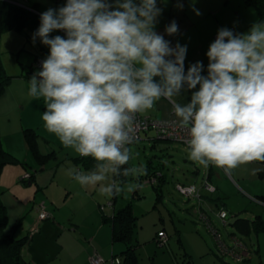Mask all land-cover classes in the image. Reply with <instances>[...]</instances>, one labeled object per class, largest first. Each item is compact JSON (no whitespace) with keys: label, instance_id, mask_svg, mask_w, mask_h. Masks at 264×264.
Listing matches in <instances>:
<instances>
[{"label":"clouds","instance_id":"9594fccd","mask_svg":"<svg viewBox=\"0 0 264 264\" xmlns=\"http://www.w3.org/2000/svg\"><path fill=\"white\" fill-rule=\"evenodd\" d=\"M161 12L157 0H116L115 8L109 0H66L41 14L33 35L50 52L28 94L43 98L49 133L96 161L94 171L70 169L69 175L83 187L99 184L103 195L122 191L114 181L106 183L111 177L145 174L142 167L123 168L132 158L126 145L137 114L161 98L187 130L189 159L198 166L231 174L242 164L264 162V23L246 34L219 29L206 53L205 76L200 61L185 72L187 45L172 47L154 30ZM54 30L66 38H50ZM165 31L174 35L178 25L172 21ZM197 85L190 102H176L185 86Z\"/></svg>","mask_w":264,"mask_h":264},{"label":"rangeland","instance_id":"374dc122","mask_svg":"<svg viewBox=\"0 0 264 264\" xmlns=\"http://www.w3.org/2000/svg\"><path fill=\"white\" fill-rule=\"evenodd\" d=\"M56 3L59 4L58 7ZM56 3L52 0H41V4L46 10L49 8L58 9L66 4L65 2ZM0 52L5 68L4 76L0 77V83L4 86L0 93V129L4 135L5 148L21 157L22 161L28 164L27 169H24L21 163L8 164L6 172L2 173L0 177V197L8 207L9 221L6 231L15 230L16 237H21L26 233L25 226L15 225L19 223L21 217H30L32 203L42 192L36 184L28 186L23 177L35 173L37 178L43 182L45 189L49 188L50 184L53 186L52 189L57 187V182H52L55 178H60L64 186L66 182L63 178L65 169L67 170L69 167L76 169V158L80 156L73 149L65 148L55 134L46 130L42 119L43 112L46 110L43 98L35 99L28 94L30 79L25 76V72L34 62L35 53H42L41 45L36 41L33 42L23 33L7 30L1 38ZM27 127L34 128L38 132L40 151L47 156L44 157L45 161L39 160L33 149L29 147L24 137V130ZM143 134L146 133L143 132ZM147 134H151V132ZM152 142L155 143L153 140ZM152 142L141 139L130 144L132 158L129 161L132 167H142L145 173L148 172L149 160L150 163L152 160L154 162L152 167L168 166V179L163 182L165 193L162 201H159L158 207H155L156 190L152 185L145 183L146 177L142 174L130 175L126 182L119 184L122 191L115 196L107 195L106 201L111 205L110 200L115 198L119 203L121 202V207L129 202L132 203L134 213L139 217L133 242L141 243L139 246L141 263L179 264L178 262L185 261L183 255L187 251L193 256L196 264H264V236H261L264 231L253 230L251 236L245 235V232L243 235L238 231L237 226L232 224L238 216L252 220L257 217V214L264 217V204L258 200L244 199L242 195L233 197V200L226 198L229 212L227 219L222 218L217 206H211L210 209L207 206L212 215V223L219 229L226 244L235 247L239 254L246 255L248 249L246 250L245 243H249L251 249L247 256L252 252V259L244 261L231 254L221 252L212 230L200 216L198 199L192 196L190 198L178 190L177 183L183 181L185 185L195 183L198 187L201 186V177L196 179L188 170L202 166L196 165L197 167H195L196 163L186 161L189 158V148L184 143L159 139L153 148ZM14 167H18L25 173L19 176L18 168ZM133 185L136 187L132 191H128V188ZM22 199H26V201L22 202ZM27 199L30 200V205L24 207L28 203ZM102 199L105 202L106 195H102ZM63 211H66L65 206L60 209V213ZM31 217H33V213ZM225 220L227 221L225 222ZM175 226L179 228L180 232L176 233ZM164 227L169 231L170 238L167 245L161 246L154 237H156L157 230ZM232 231L237 238L244 241V246L234 244ZM178 234L181 235V240ZM181 242H183V246L180 244ZM258 242L259 245L262 242L260 253L257 252ZM176 253H180L179 260Z\"/></svg>","mask_w":264,"mask_h":264},{"label":"crops","instance_id":"0c3cea01","mask_svg":"<svg viewBox=\"0 0 264 264\" xmlns=\"http://www.w3.org/2000/svg\"><path fill=\"white\" fill-rule=\"evenodd\" d=\"M30 1L33 3L39 2V9L44 12L47 11L42 6L41 0ZM52 1L54 3H66V0ZM109 2L113 5V8L116 7V0H109ZM135 2L139 3V0H135ZM178 4L182 5V8L177 7ZM56 5L58 7L59 4L56 3ZM157 6L162 9V12L157 18L154 30L158 34L163 35L166 40L170 41L172 47H174L177 42L182 46L187 45V53L184 61L185 72H187L188 67L191 64L200 61L204 65L202 75L205 76L207 75V65L209 63L206 53L210 44L214 42L219 29L227 28L232 30L235 34H246L254 23H259L257 8L246 4V0H157ZM194 9L198 10L200 15H196ZM172 21H175L178 25V32L169 36L166 33L165 28ZM52 35L53 37L59 35L66 38V33L63 30H54ZM198 89L199 85H197L196 89L192 90H188L185 86V88L182 89L181 94L174 97V99L181 105L187 104L190 102L192 92L197 91ZM142 114L155 118L175 117L172 105L163 98H161L152 109ZM0 133L5 148L3 139L4 135L1 129ZM147 133L143 134L139 139L134 140L132 143L141 139L152 142L151 136L154 135L152 134L153 132H151V134ZM129 146L130 144L128 147ZM152 147L154 148L153 142ZM38 149L40 151L39 144ZM10 153L16 158V164L21 163L24 169H27L28 164L23 162L21 157L16 156L11 151ZM93 161L95 162L91 157H89L87 164L81 161H76L75 170L84 173L94 171L95 165L92 164ZM186 161L194 163L189 158H187ZM149 163L150 160L148 162L149 168L147 170H153V160L150 164ZM88 164H90V166H88ZM128 164L130 166L126 168H131L132 164L130 161ZM196 165L197 164H195V167H197ZM7 166L8 164L4 166L2 173L6 172ZM14 168L17 169L18 167ZM70 169H72V167H69L67 170L65 169L63 173V178L66 180L64 186L62 185L63 183L60 178L52 180V182H57V187L54 189H52V184L49 186L50 189H45L43 182L37 178L35 173H32V176L25 180L27 181L28 186L36 184L42 190L39 197L35 198L32 203V210H30L29 214L30 217H21L17 224V226L20 224L24 225L25 232L30 234L27 250L28 258H30L32 264H92L91 258L96 253L111 259L114 255L120 252L121 243L114 241L113 226L109 219L122 208L120 204L121 202L119 203V201L114 198L113 200H110L112 202L111 205L107 204V195L104 202L102 199L103 194L99 191V184L94 188L91 186H81L72 175H69ZM158 169L163 170L164 173V180L161 182L162 189L164 190L163 182L168 179V166L163 165L162 167H158ZM18 171L19 176L25 173L19 168ZM188 171L193 177H196V179L201 177V186L198 187L195 183L189 184L196 185L197 187V193L192 197L198 199L199 213L201 217H207V215H205L206 213L212 217L209 212L211 206H217L218 208L221 204L227 206V200H233V197L239 195H242V198L244 199L249 198L251 200H258L264 204V201L257 197L258 195H264V162L254 161L242 164L233 169L231 174H225L222 168H217L211 164L207 168L202 166L200 168L189 169ZM210 171H212L211 178L209 177ZM129 177L130 175L124 182H126ZM148 178L149 177H146L145 183L153 186L152 183L148 182ZM140 180L142 181V178ZM110 181H114L118 186L119 184L124 183L116 180L115 176L111 177ZM110 181L106 183H109ZM206 181L217 187L212 195L205 188ZM179 183L185 184L184 181ZM179 183H177V185ZM179 192L181 191L179 190ZM164 193L165 192L162 191L160 194H157L155 207H158L159 201L164 197ZM189 197L191 198V196ZM226 198L228 199L226 200ZM0 200L6 207L8 224V207L1 197ZM27 200L28 203L24 207L30 205V200ZM24 201H26V199H22V202ZM43 205L49 214V217L46 219H41L39 217L41 206ZM63 206L66 207V211L60 213V209ZM119 207L121 208L117 211ZM32 213L33 217H31ZM133 214L135 215L134 210ZM135 217L138 216L135 215ZM137 226L138 222L136 221L133 235L136 232ZM175 228L176 233H178V231L180 232L177 226H175ZM158 230H165L169 234V231H167L165 227ZM249 236H251V234ZM261 236H264V233H262ZM154 238H157V234ZM180 244L183 246V242ZM258 246V253H260L262 242H260V245L258 242ZM248 251L246 253H248ZM251 254L252 252L249 254L250 257L247 258L248 261L252 259Z\"/></svg>","mask_w":264,"mask_h":264},{"label":"trees","instance_id":"16d2710c","mask_svg":"<svg viewBox=\"0 0 264 264\" xmlns=\"http://www.w3.org/2000/svg\"><path fill=\"white\" fill-rule=\"evenodd\" d=\"M31 2L32 1L30 0H0V42L3 33L7 30H15L17 32L23 33L29 39L33 40V35L40 26V16L44 11L39 9V2H35V3L33 2L31 3ZM246 4L255 6L257 8L258 22L264 23V0H246ZM50 38H53L52 33H50ZM35 41L41 45L42 53L40 52L35 53L36 56L34 62L30 65V69H28L25 72V76L29 79H31L34 73L41 70L39 61L40 59H46L50 52L49 47L43 45L40 42L39 38H36ZM4 73H5V68L1 60V52H0V77L4 76ZM3 87H4L3 84L0 83V93L3 91L4 89ZM24 132L27 143L29 147L33 149L35 156L39 160L44 161L45 160L44 157L47 156L41 154L38 149L39 134L36 131V129L27 127L25 128ZM1 138L2 135L0 133V176L5 165L16 162V158L13 156V154L10 153L9 150L4 148ZM151 140L155 142L153 144V146L155 147L156 142L159 140V138L154 134L151 136ZM88 160L89 157L80 156L79 158H76V161H81L84 162L85 164H87ZM90 164H88V166H90ZM92 164L96 165V161L95 162L93 161ZM128 166L130 165L126 164L123 166V168H126ZM123 168L121 169V171H123ZM148 168L149 165L147 166V169ZM153 168L155 169L153 170L149 169L147 173L143 174V176L149 178L156 177L157 183L153 184V186L156 188L157 194H160L163 191L161 182L164 180V173L161 169H158V167L157 168L153 167ZM211 172L212 171H210L209 174L210 178H211ZM127 177L123 175L115 176L116 180H118L119 182H124ZM209 184L215 188L214 191H209L210 194L212 195V193L216 191L217 187L214 184L211 183ZM257 197L260 200L264 201V195H258ZM224 211L227 213V217H228L229 212L227 206L225 204H221L219 207V214L221 215V213ZM205 215H207V217H201V218L209 225L210 229L216 230L217 232L220 233L219 229L212 223V219L210 215H208L207 213ZM137 219L138 217H135V215L133 214V207L131 202L123 206L118 212H116L109 219V221H111L113 226L114 241L121 243L120 252L114 255V257L115 256L121 257V264H142L141 256L139 252V246L141 245V243L133 242L134 225L136 224ZM17 224L15 226H17ZM232 224L233 225L235 224L237 226L238 231L241 234L245 232L244 233L245 235H250L253 232V230H255L256 232L264 231V217L261 214H257V217H255L254 220L248 218L245 219L241 216H238L235 219L234 223ZM6 226H7L6 207L0 200V264H32L30 258H28V250H27L29 246L30 234L25 233L21 237H16L14 230H12L11 232L6 231ZM160 231H165V230L157 231L158 233H157L156 241L161 246L167 245L169 239L166 243H162L159 238ZM231 235H233V237H236V235L233 234V231ZM216 239L218 240V244L221 252H223V249L220 246V242L223 241L225 244L226 242L223 240L222 234L220 239H218L217 236ZM239 240L244 242L242 239ZM245 244L248 250L251 249L250 247L251 245H249V243H245ZM257 252H259V249H257ZM184 253L185 254L183 255L184 256L183 258L185 261L178 262L179 264H196V261L189 252L185 251ZM179 254L176 253V257L178 260H179ZM241 256L243 257L242 259L244 261L247 260L248 258L247 253L246 255L242 254Z\"/></svg>","mask_w":264,"mask_h":264},{"label":"built area","instance_id":"2783aa9c","mask_svg":"<svg viewBox=\"0 0 264 264\" xmlns=\"http://www.w3.org/2000/svg\"><path fill=\"white\" fill-rule=\"evenodd\" d=\"M216 37L217 35L215 36V39ZM43 60L44 59H40L39 61L40 67H41V62ZM143 132L145 133L153 132L158 138L174 140L177 142L184 143L187 146H188L187 141L190 139L187 130L180 127L178 118L176 117L155 118V117H149V116L143 115L142 113L137 114L134 124H133V132L131 133V135L133 136V141L136 139H139L142 136ZM29 177L30 175L27 174L23 178L26 179ZM148 182L155 184L157 183V179L156 177L148 178ZM205 188L208 191H214L215 189L209 183H206ZM178 190H180L182 193L186 194L187 196H194L197 193L196 185H185V184L179 183ZM221 216L223 219L228 218L227 213L225 211L221 213ZM39 217L41 219H46L49 217V214L46 211L44 205L41 206ZM211 230L217 236L218 239L221 238V234L219 232L213 229ZM159 238L162 243H166L169 239V235L165 231H160ZM233 241H234V244H236L237 246H241V247L244 246V243L236 237H233ZM220 246L223 249V252L225 254H231L237 259L243 258L241 254H239L236 251L235 247L226 245L223 241L220 242ZM117 260L119 261V264H121V257L119 256H115V257L113 256L111 259H108L104 257L103 255L96 253L91 258L92 264H116Z\"/></svg>","mask_w":264,"mask_h":264},{"label":"water","instance_id":"95a60500","mask_svg":"<svg viewBox=\"0 0 264 264\" xmlns=\"http://www.w3.org/2000/svg\"><path fill=\"white\" fill-rule=\"evenodd\" d=\"M164 140H168V139H164Z\"/></svg>","mask_w":264,"mask_h":264}]
</instances>
